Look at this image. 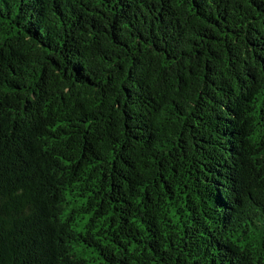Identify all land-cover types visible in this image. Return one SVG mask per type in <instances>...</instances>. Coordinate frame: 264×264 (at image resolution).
<instances>
[{
    "label": "trees",
    "instance_id": "16d2710c",
    "mask_svg": "<svg viewBox=\"0 0 264 264\" xmlns=\"http://www.w3.org/2000/svg\"><path fill=\"white\" fill-rule=\"evenodd\" d=\"M0 264H264V0H0Z\"/></svg>",
    "mask_w": 264,
    "mask_h": 264
}]
</instances>
